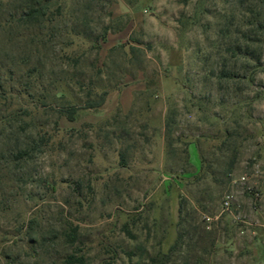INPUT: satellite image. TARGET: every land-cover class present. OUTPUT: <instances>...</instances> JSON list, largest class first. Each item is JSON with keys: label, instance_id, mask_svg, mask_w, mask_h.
I'll use <instances>...</instances> for the list:
<instances>
[{"label": "rangeland", "instance_id": "rangeland-1", "mask_svg": "<svg viewBox=\"0 0 264 264\" xmlns=\"http://www.w3.org/2000/svg\"><path fill=\"white\" fill-rule=\"evenodd\" d=\"M0 264H264V0H0Z\"/></svg>", "mask_w": 264, "mask_h": 264}, {"label": "trees", "instance_id": "trees-1", "mask_svg": "<svg viewBox=\"0 0 264 264\" xmlns=\"http://www.w3.org/2000/svg\"><path fill=\"white\" fill-rule=\"evenodd\" d=\"M30 15H32V14H29L28 15V17H30ZM26 17V16H25ZM48 21V20H47ZM48 22H51V21H48ZM51 30L52 31H56L54 28H51ZM50 31V30H49ZM105 34L106 33H103L101 36H99V37H97L96 38V41L97 40H99V39H104L105 38ZM52 35V37H54L55 36V34H49L48 36H51ZM98 44H96L94 47L95 48H97L98 46H97ZM82 84H80V87H82L81 86ZM106 95H107V93L106 92H103L99 97H98V101L97 102H87L86 103V105H85V108L86 109H96V108H99V107H101L103 104H104V101H105V98H106ZM58 100V99H57ZM77 108L76 107H70V108H67L66 109V114H65V116L67 117V119L69 120V121H73L74 120V118H75V116H76V113H77ZM152 263H154L153 261H152Z\"/></svg>", "mask_w": 264, "mask_h": 264}, {"label": "crops", "instance_id": "crops-1", "mask_svg": "<svg viewBox=\"0 0 264 264\" xmlns=\"http://www.w3.org/2000/svg\"><path fill=\"white\" fill-rule=\"evenodd\" d=\"M190 149H191V151H193V154H192L193 155V163L192 164L195 165L197 162V151L194 147H191Z\"/></svg>", "mask_w": 264, "mask_h": 264}, {"label": "built area", "instance_id": "built-area-1", "mask_svg": "<svg viewBox=\"0 0 264 264\" xmlns=\"http://www.w3.org/2000/svg\"><path fill=\"white\" fill-rule=\"evenodd\" d=\"M228 200H229V197H226V198H225V202H224L225 205H228V203H229Z\"/></svg>", "mask_w": 264, "mask_h": 264}]
</instances>
